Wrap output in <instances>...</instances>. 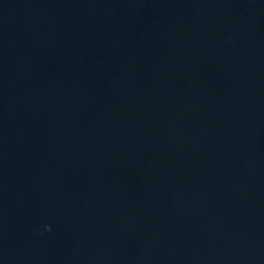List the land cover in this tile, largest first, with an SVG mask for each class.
I'll return each mask as SVG.
<instances>
[{
	"label": "water",
	"instance_id": "obj_1",
	"mask_svg": "<svg viewBox=\"0 0 264 264\" xmlns=\"http://www.w3.org/2000/svg\"><path fill=\"white\" fill-rule=\"evenodd\" d=\"M0 264H264V0H0Z\"/></svg>",
	"mask_w": 264,
	"mask_h": 264
}]
</instances>
